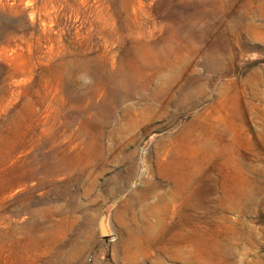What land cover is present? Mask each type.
I'll return each mask as SVG.
<instances>
[{"label":"rangeland","instance_id":"obj_1","mask_svg":"<svg viewBox=\"0 0 264 264\" xmlns=\"http://www.w3.org/2000/svg\"><path fill=\"white\" fill-rule=\"evenodd\" d=\"M102 5L0 0V264H264V0Z\"/></svg>","mask_w":264,"mask_h":264},{"label":"bare ground","instance_id":"obj_2","mask_svg":"<svg viewBox=\"0 0 264 264\" xmlns=\"http://www.w3.org/2000/svg\"><path fill=\"white\" fill-rule=\"evenodd\" d=\"M29 2L33 3V5L36 4L34 14L38 13L39 15L45 18V20H43L45 31L46 26L49 25L46 19H55L58 23L59 28L62 27V24L59 20L60 17H69L74 19V21H78L80 23L81 28L77 32L76 38L78 39L81 47H84V45H86V42L90 39L92 33L106 34L107 32L108 19L106 18L103 12L102 0H29ZM135 13L136 17H138V12L136 10ZM51 26H53L52 21ZM138 28L139 30L136 36L143 37L145 32L141 29V26H139ZM50 30L53 31L52 28H50ZM12 38L17 39L19 37H11L9 38V40H11ZM118 42H120V39H118ZM18 47L19 45L13 46L9 44V47L6 48L18 49Z\"/></svg>","mask_w":264,"mask_h":264},{"label":"water","instance_id":"obj_3","mask_svg":"<svg viewBox=\"0 0 264 264\" xmlns=\"http://www.w3.org/2000/svg\"><path fill=\"white\" fill-rule=\"evenodd\" d=\"M100 231H101V234H102V235H105V234L108 233V230H107V228L105 227V220H104V219H103L102 222H101V229H100Z\"/></svg>","mask_w":264,"mask_h":264}]
</instances>
